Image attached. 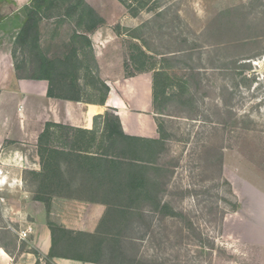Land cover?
Wrapping results in <instances>:
<instances>
[{"label":"rangeland","instance_id":"1","mask_svg":"<svg viewBox=\"0 0 264 264\" xmlns=\"http://www.w3.org/2000/svg\"><path fill=\"white\" fill-rule=\"evenodd\" d=\"M75 1H50L42 12L40 45L58 63L78 49L74 61L79 67V88L72 94L85 97L92 86L100 91L99 100L105 89L93 50L85 42L73 41L75 33L89 37V32L66 16ZM133 8L134 14L127 9L126 21L134 27L113 25L117 35L127 36V74L134 73V65L144 60L132 48L138 44L155 57L146 68L156 63L172 84L157 105L163 117L161 143L152 145L153 162H139V168H134L147 178L152 198L137 200L125 216L111 213L128 204L126 198L115 199L120 191L128 193L127 165L116 170L108 167L114 180L109 184L120 190H68L65 177L81 180L87 174L79 157L64 153L90 149L127 161L121 154L122 140L109 145L102 138L71 130L64 132L73 139L68 145L64 143L70 152L58 150L54 174L45 176L49 164L45 155L43 174L25 171V191L37 201L58 196L106 203L105 218L88 241L91 249L106 239L105 258L100 264H123V260L125 264H261L264 0H147L139 12L136 5ZM229 9L236 11L230 13ZM22 14L20 31L27 20L25 9ZM13 51L20 73L31 76L38 62L36 55L27 47L21 48L17 39ZM170 52L180 54L163 62L161 55ZM60 78L57 76L58 81ZM59 85L64 84L59 81ZM49 149H56V145ZM116 251L122 256L114 261Z\"/></svg>","mask_w":264,"mask_h":264},{"label":"crops","instance_id":"2","mask_svg":"<svg viewBox=\"0 0 264 264\" xmlns=\"http://www.w3.org/2000/svg\"><path fill=\"white\" fill-rule=\"evenodd\" d=\"M85 1L107 23L89 33L99 77L109 88L105 98L102 96L99 100L96 97L100 91L92 86L81 100H69L62 96L57 83L51 85L48 80L28 78L20 73L13 47L24 18L22 12L31 5V0H0V180L7 183L0 190V264H37L48 258L54 264H95L74 257L80 249L90 250L88 241L91 238L86 244L74 241V234L64 235L60 229L93 235L101 226L108 205L101 201L58 196L47 203L35 200L25 191V171L44 173L38 149L49 124L63 127L50 128V133H55V140L49 146L56 145V150L62 153L69 151L64 143L68 145L73 141L64 133L67 130L93 133L104 142L107 113L119 118L125 135L161 140L163 115L155 105L154 72L127 75V36H119L113 29L115 23L125 28L135 26L126 21L127 8L119 0ZM64 154L81 160L96 159L95 166H92L94 162L83 166L87 174L83 179L65 177L70 186L68 190L104 192L121 189L109 184L112 176L104 162L110 159L109 156L92 151ZM62 171L60 168V173ZM28 227H32L33 232L27 239H21L18 232ZM260 255V262L264 264V251Z\"/></svg>","mask_w":264,"mask_h":264},{"label":"trees","instance_id":"3","mask_svg":"<svg viewBox=\"0 0 264 264\" xmlns=\"http://www.w3.org/2000/svg\"><path fill=\"white\" fill-rule=\"evenodd\" d=\"M32 5L25 8L27 12V20L25 22L24 27L21 29L18 38L17 44L21 47H27L30 49L31 54L37 57V63H35V69L31 76L28 78L36 79V80H48L51 85L54 83L59 85V81L61 84L59 85V91L62 96L69 100H81L82 96L72 94V92H76L78 86V76L77 71L79 67L77 63H75V59H77L78 49L74 50L73 55L67 57L62 63H58V61H53L47 56L41 48L40 39H41V32H40V23L42 21V12L44 9L48 8L51 3V0H31ZM129 11L133 12L134 8L133 4L137 6L136 12L142 10L146 7L147 0H119ZM236 11V9H229V12L232 13ZM66 16L76 21L77 27L79 29H86L89 33L95 31L101 25H103L104 20L100 17V15L85 1V0H76L72 2L71 5L66 10ZM73 41L76 43L85 42L86 47L93 50L92 42L87 35H83L80 33H75L73 36ZM132 48L137 50L140 53V57L144 60L140 59L141 62H137L134 66V73L127 74L128 76H134L137 73H142L146 71L154 72V98H155V105L157 107L158 102L161 98V95H165L166 90L168 87H171L172 84L170 76L164 72V69L157 68L156 63H152L151 67H147V63L149 61L155 60L154 55L149 54L141 45L132 44ZM179 52H170L167 55L162 54L163 62H167L170 57L179 55ZM15 55V53H14ZM168 58V59H167ZM60 62V61H59ZM60 64V65H59ZM64 66L62 69L60 66ZM129 68L128 63H126V70ZM17 69L20 71L21 67L17 65ZM128 72V70H127ZM57 76L61 77L58 81ZM68 87L69 89L65 88ZM105 93L103 97L107 95L109 92V88L105 85ZM164 87V88H163ZM68 92V93H66ZM66 93V94H65ZM50 94L53 95L52 88L50 90ZM104 98H102V102H104ZM106 121V136L105 140L108 142L109 145H114L119 140H122L124 144V148L122 149V158L127 159L126 162L118 161V157H112L111 159H107L104 162L108 165L111 170L120 169V166H128L127 167V183L125 184L126 188L128 189V193L125 192H118L115 195V199H128V204L121 208V209H113L111 213H122L124 216L131 213L134 209V204L139 199H151L152 198V189L150 188V184L145 177L142 176L141 172L136 171L134 168H139L138 163L142 162H153V155L154 148L152 145L159 144L161 141H153V140H146L141 138H135L131 136L125 135L121 128V124L119 118L114 114L107 113L105 116ZM50 128H63L62 126H58L55 124H49L45 133L40 138L39 143V152L41 154L42 159L46 162L44 158L45 155H48L47 164L48 166L45 168V176L48 178V174H54L58 165L56 164V155L59 152L56 149H49V146L53 144L55 140V133H50ZM65 129V128H64ZM80 135H94L93 133H86L83 131H75ZM66 135H62L61 137H65ZM67 137V136H66ZM94 137V136H93ZM43 145V146H42ZM45 145V146H44ZM53 147V145H52ZM113 147V146H112ZM90 150V149H88ZM88 150H80L81 152H89ZM144 156H147L149 159H145ZM151 159V161H150ZM81 160V159H80ZM83 160V159H82ZM79 161V158H78ZM96 159L93 158H84L82 161V165L85 164H92ZM95 162L92 166H95ZM141 168V167H140ZM117 199V200H118ZM49 200H42L43 202L49 203ZM109 204V202H108ZM61 232L66 234H74L75 240L81 243H85L88 238H92L93 235L86 234V233H71L65 229H60ZM106 239H101L97 245L93 246L89 251L85 249H80L78 254L74 255L77 260L86 261V262H93L95 264L102 263L103 259L105 258V252L103 250L104 244ZM117 241V240H116ZM87 243V242H86ZM85 243V244H86ZM119 252V253H118ZM122 256L120 251H116L113 255V260L116 261ZM47 263L54 264L51 258L45 260ZM125 264V260L122 261Z\"/></svg>","mask_w":264,"mask_h":264},{"label":"built area","instance_id":"4","mask_svg":"<svg viewBox=\"0 0 264 264\" xmlns=\"http://www.w3.org/2000/svg\"><path fill=\"white\" fill-rule=\"evenodd\" d=\"M4 180H0V190H3L4 186L7 184L6 181L3 182ZM33 232V228L32 227H28V229L25 230H21L18 232L19 236L21 239H27L29 237V235Z\"/></svg>","mask_w":264,"mask_h":264}]
</instances>
